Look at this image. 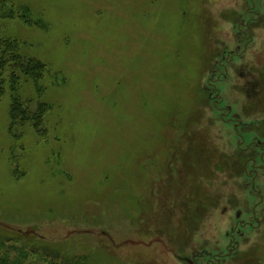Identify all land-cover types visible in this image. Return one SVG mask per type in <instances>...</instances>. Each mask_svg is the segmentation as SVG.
<instances>
[{
  "label": "rangeland",
  "instance_id": "1",
  "mask_svg": "<svg viewBox=\"0 0 264 264\" xmlns=\"http://www.w3.org/2000/svg\"><path fill=\"white\" fill-rule=\"evenodd\" d=\"M6 1L46 111L11 125L39 94L4 85L0 242L31 264H264V0Z\"/></svg>",
  "mask_w": 264,
  "mask_h": 264
},
{
  "label": "trees",
  "instance_id": "2",
  "mask_svg": "<svg viewBox=\"0 0 264 264\" xmlns=\"http://www.w3.org/2000/svg\"><path fill=\"white\" fill-rule=\"evenodd\" d=\"M14 16L12 6L6 0H0V17L11 18ZM30 24V11L24 8L20 16ZM46 66L40 60L25 56L21 53L20 44L13 38L0 34V94L4 92V85L15 91L22 82H31L39 94L36 99L35 111H29L28 102L17 95L9 108L11 125L13 122L31 123L37 125L45 113V102L40 101L43 91L41 80L44 77ZM27 253L24 251L10 252L3 242H0V264H31ZM55 264V263H54Z\"/></svg>",
  "mask_w": 264,
  "mask_h": 264
},
{
  "label": "flooded vegetation",
  "instance_id": "3",
  "mask_svg": "<svg viewBox=\"0 0 264 264\" xmlns=\"http://www.w3.org/2000/svg\"><path fill=\"white\" fill-rule=\"evenodd\" d=\"M252 214H254V212H252ZM256 214V213H255ZM237 217H239V216H237ZM245 224H243V223H239V225H246L247 227H249V228H251L252 229V227H253V223L252 222H250V221H246V222H244ZM255 224L256 225H258V221L256 220V222H255ZM237 234H239V232L237 231L236 232ZM214 254H217L216 252L214 253ZM221 255V254H220ZM215 259H217V260H219V259H221V258H219V257H214ZM218 262V261H217Z\"/></svg>",
  "mask_w": 264,
  "mask_h": 264
}]
</instances>
